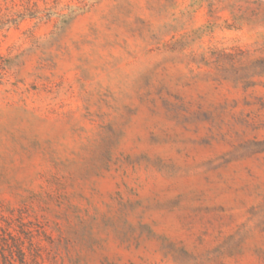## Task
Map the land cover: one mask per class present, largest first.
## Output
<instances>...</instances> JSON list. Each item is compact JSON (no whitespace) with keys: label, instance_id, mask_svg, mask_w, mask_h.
<instances>
[{"label":"clouds","instance_id":"1","mask_svg":"<svg viewBox=\"0 0 264 264\" xmlns=\"http://www.w3.org/2000/svg\"><path fill=\"white\" fill-rule=\"evenodd\" d=\"M146 2L132 0L118 22L148 45ZM209 3L212 15L178 30L189 35L163 59L120 72L118 92L89 106L71 141L42 149L26 97L0 98V198L104 185L118 208L103 232L65 214L51 241L21 246L24 264H264V123L243 114L218 121L210 108L212 82L264 104V45L217 43L225 35L264 41V0ZM5 256L20 259L16 248L0 264Z\"/></svg>","mask_w":264,"mask_h":264},{"label":"rangeland","instance_id":"2","mask_svg":"<svg viewBox=\"0 0 264 264\" xmlns=\"http://www.w3.org/2000/svg\"><path fill=\"white\" fill-rule=\"evenodd\" d=\"M131 2L0 0V53H7L0 54V98L13 94L26 97L25 103L35 116L33 139L42 149L48 148L49 141H71L81 135L89 106L103 103L110 94L118 92L120 72L138 59H163L164 52H172V46L189 35L178 30L192 29L202 13L211 16L213 11L209 0H163V3L147 0L140 18L154 30L150 43L145 45L140 34L128 29L121 31L118 22ZM172 32H177L179 39L165 38ZM217 43L241 51L250 43L264 45L259 37L234 35L222 36ZM210 86L216 89L210 108L218 121L229 122L230 118L243 114L264 123V104L255 97L249 99L235 91L230 82H212ZM117 212L104 185L96 189L69 187L48 193L36 189L14 203L0 198V255L16 248L22 258L21 246L27 252L25 244L31 248L38 241H51L53 231L66 223L65 214L69 223L75 222L79 215L103 232L108 227L106 219H117ZM220 215L212 219L219 223ZM223 219H228L226 214ZM3 264H8L6 256ZM15 264L24 262L17 259Z\"/></svg>","mask_w":264,"mask_h":264},{"label":"trees","instance_id":"3","mask_svg":"<svg viewBox=\"0 0 264 264\" xmlns=\"http://www.w3.org/2000/svg\"><path fill=\"white\" fill-rule=\"evenodd\" d=\"M20 254H21V253H20ZM21 256H22V254L20 255V262L23 263V262H24V261H23V257L21 258Z\"/></svg>","mask_w":264,"mask_h":264}]
</instances>
